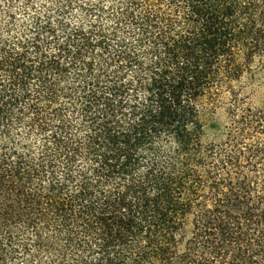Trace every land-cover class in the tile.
<instances>
[{
  "label": "trees",
  "instance_id": "trees-1",
  "mask_svg": "<svg viewBox=\"0 0 264 264\" xmlns=\"http://www.w3.org/2000/svg\"><path fill=\"white\" fill-rule=\"evenodd\" d=\"M0 264H264V0H0Z\"/></svg>",
  "mask_w": 264,
  "mask_h": 264
}]
</instances>
